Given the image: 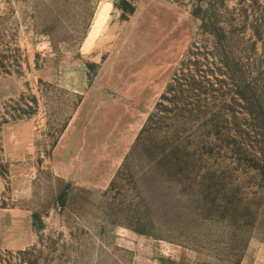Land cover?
Here are the masks:
<instances>
[{
  "label": "rangeland",
  "instance_id": "1",
  "mask_svg": "<svg viewBox=\"0 0 264 264\" xmlns=\"http://www.w3.org/2000/svg\"><path fill=\"white\" fill-rule=\"evenodd\" d=\"M97 3L0 0V78L14 80L0 99L19 86L0 128L34 118L38 153L32 197L15 200L0 142V207L31 210L35 235L0 264H132L119 240L130 232L186 248L183 264L252 261L264 247V0L121 1L117 38L146 42L163 83L111 185L91 190L45 162L79 101L57 80L83 60ZM237 72L258 82L237 89Z\"/></svg>",
  "mask_w": 264,
  "mask_h": 264
},
{
  "label": "crops",
  "instance_id": "2",
  "mask_svg": "<svg viewBox=\"0 0 264 264\" xmlns=\"http://www.w3.org/2000/svg\"><path fill=\"white\" fill-rule=\"evenodd\" d=\"M121 1L98 0L80 45L83 60L57 80L59 87L76 95L79 101L45 163L55 177L79 188L102 190L111 185L163 83L146 42L117 38L123 23ZM87 64L95 68L92 74ZM13 81L0 78L3 86ZM2 91L7 92L3 99L13 98L19 86ZM36 129L34 118L13 120L0 128L2 158L9 165L15 200L32 197L38 154ZM4 191L5 180L0 175V204ZM119 240L127 242L123 247L132 252V264H183L189 252L138 232L127 233ZM34 241L31 210L0 207V251H23ZM241 264H264V247L255 252L252 261Z\"/></svg>",
  "mask_w": 264,
  "mask_h": 264
},
{
  "label": "trees",
  "instance_id": "3",
  "mask_svg": "<svg viewBox=\"0 0 264 264\" xmlns=\"http://www.w3.org/2000/svg\"><path fill=\"white\" fill-rule=\"evenodd\" d=\"M239 73V72H237ZM231 76H229V80L231 82V85L236 87L237 89L243 87L246 90H248L250 88V86L254 85L255 82H258V79L254 78L253 76H249L247 74H231ZM260 80H262L264 82V78L262 77ZM239 97H241L242 100H244V96L242 94H238ZM0 169L1 166H0Z\"/></svg>",
  "mask_w": 264,
  "mask_h": 264
}]
</instances>
